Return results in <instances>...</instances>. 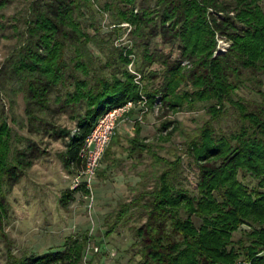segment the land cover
<instances>
[{
  "label": "trees",
  "instance_id": "trees-1",
  "mask_svg": "<svg viewBox=\"0 0 264 264\" xmlns=\"http://www.w3.org/2000/svg\"><path fill=\"white\" fill-rule=\"evenodd\" d=\"M96 1L35 0L25 17L27 40L8 57L1 73L25 92L29 131L66 140L64 165L80 172V149L98 118L111 107L142 98L143 90L128 68L132 52L138 55L143 78H162L158 86L145 89L150 104L157 96L172 109L206 101L214 119L226 106L233 107L235 130L217 133L209 121L188 143L199 167L195 190L177 182L181 157L168 160L155 186L119 203L115 223L128 218L134 206L146 218L135 228L132 246L139 264H264L263 0H107L105 9L133 26L137 38L128 49L109 47L105 61L94 55L89 42L98 40L84 30L82 20ZM217 36L230 45L216 54ZM155 37L178 48L179 55L153 48ZM249 85L260 99L237 92ZM63 114L74 127L59 122ZM13 141L23 146L13 149ZM131 141L130 154L148 149L140 127ZM44 153L31 136H13L2 121L0 244L8 236L7 191ZM104 171L98 168L101 177ZM240 173L257 182L250 186ZM81 188L88 192L84 185L65 189L61 202L67 203ZM87 242V236L71 235L65 248L31 253L15 264H80Z\"/></svg>",
  "mask_w": 264,
  "mask_h": 264
},
{
  "label": "rangeland",
  "instance_id": "rangeland-1",
  "mask_svg": "<svg viewBox=\"0 0 264 264\" xmlns=\"http://www.w3.org/2000/svg\"><path fill=\"white\" fill-rule=\"evenodd\" d=\"M1 1L5 4L0 7V124L6 120L13 136L18 133L31 136L42 146L45 153L37 158L27 168L20 181L7 191L5 228L8 236L7 240L0 244V264H15L16 259L31 253L40 254L53 248L63 249L71 235L79 238L87 236L86 247L89 243L100 246L98 251H87L86 248L80 264H139L140 256L133 258L132 246L135 241V228L146 218L140 217L139 209L134 206L128 218L126 216L115 223L119 203L132 199L143 188L150 189L155 186L159 175L168 168V160H175L179 156L182 163L177 182L192 191L195 190L199 167L191 155L189 141L209 121L217 133L228 134L235 130L238 124L237 112L233 107L226 106L219 118L214 119L208 110L209 102L206 101L186 103L182 107L172 109L157 96L150 104L144 93L145 89L158 86L162 78H143V73L137 69L138 55L130 53L128 68L143 90L142 98L133 100L134 106L128 116L121 117L118 121L117 133L106 148L109 149L110 156L105 157L104 153L99 165V169L106 170L103 172L105 175L101 177L97 171L92 206L87 197L89 191L82 188L78 189L67 203H62L60 199L63 191L71 187L76 174L64 165L66 140L53 139L43 131H29L25 92L16 80H6L1 73L8 57L27 40L25 17L30 14L35 0ZM42 1L47 0H41V3ZM106 1L93 2L82 18L84 30L98 40L89 42V46L94 55L103 57L104 61L110 51L109 47L128 49L134 46V39L137 38L132 32L133 26L125 21H117L115 15L105 9ZM217 37L216 54L225 51L230 45L229 40ZM99 45L104 47L101 49ZM151 46L166 53L171 51L172 56H178L180 53L178 48L163 42L161 37H155ZM136 49L139 51L138 47ZM154 67H159V64ZM262 77L264 80V74ZM237 92L246 99H260L250 85L239 88ZM49 117L53 120V113ZM58 120L74 127V123L65 114L60 115ZM122 122L134 126L132 135L121 134L119 125ZM145 123L150 126L141 128V124ZM138 127L140 139L148 145V149L130 154L131 138L136 134ZM13 142V149L15 144L23 146L22 142ZM114 146L118 153L116 158L120 160L111 165L115 159L111 153ZM239 177L250 186L257 182V178L250 174L243 177L240 173ZM4 187L6 188V185ZM239 234L240 230L236 232V235Z\"/></svg>",
  "mask_w": 264,
  "mask_h": 264
},
{
  "label": "built area",
  "instance_id": "built-area-1",
  "mask_svg": "<svg viewBox=\"0 0 264 264\" xmlns=\"http://www.w3.org/2000/svg\"><path fill=\"white\" fill-rule=\"evenodd\" d=\"M134 106L133 100H127L122 104L107 109L97 120L92 131L85 137L80 156L84 160V167L76 173L71 187L77 188L84 185L88 189L87 197L92 206L94 200V181L101 159L113 136L117 133L118 121L121 117L128 116ZM98 251L100 246L89 243L87 251Z\"/></svg>",
  "mask_w": 264,
  "mask_h": 264
},
{
  "label": "crops",
  "instance_id": "crops-1",
  "mask_svg": "<svg viewBox=\"0 0 264 264\" xmlns=\"http://www.w3.org/2000/svg\"><path fill=\"white\" fill-rule=\"evenodd\" d=\"M143 126V127H142ZM150 126V124L149 123H145V124H141V128H147V127H149ZM134 126L131 124V126H130V123H128V122H122V123H120V125H119V130H120V132H121V134L123 133L124 135H125V133H127V134H130V135H132L134 132H133V130H132V128H133ZM131 128V129H130ZM116 150V148H115V146L113 147V149H112V157L114 158H116V156H118V153L115 151ZM115 162V161H114Z\"/></svg>",
  "mask_w": 264,
  "mask_h": 264
}]
</instances>
